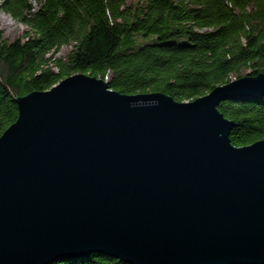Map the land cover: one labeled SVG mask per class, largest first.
<instances>
[{"label": "water", "instance_id": "1", "mask_svg": "<svg viewBox=\"0 0 264 264\" xmlns=\"http://www.w3.org/2000/svg\"><path fill=\"white\" fill-rule=\"evenodd\" d=\"M262 95L264 72L190 102L77 73L17 98L0 137V264H264V138L234 145L218 109Z\"/></svg>", "mask_w": 264, "mask_h": 264}, {"label": "trees", "instance_id": "2", "mask_svg": "<svg viewBox=\"0 0 264 264\" xmlns=\"http://www.w3.org/2000/svg\"><path fill=\"white\" fill-rule=\"evenodd\" d=\"M1 11L28 30L9 40L0 29V137L18 118L17 98L77 73L190 102L244 70L264 72V0H1ZM218 109L236 123L234 145L264 138V95ZM53 264L129 263L94 253Z\"/></svg>", "mask_w": 264, "mask_h": 264}, {"label": "rangeland", "instance_id": "3", "mask_svg": "<svg viewBox=\"0 0 264 264\" xmlns=\"http://www.w3.org/2000/svg\"><path fill=\"white\" fill-rule=\"evenodd\" d=\"M128 2H133L135 0H127ZM1 4V0H0ZM0 29L3 30L4 36L9 40H14L17 37L23 36L28 27L24 24L16 21L10 15L5 13L4 11L0 12ZM72 49V45H64L58 52L55 53L57 57H65L67 53ZM247 73L246 70L242 72L245 76ZM59 84V83H58ZM57 84V85H58Z\"/></svg>", "mask_w": 264, "mask_h": 264}]
</instances>
